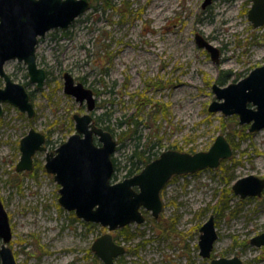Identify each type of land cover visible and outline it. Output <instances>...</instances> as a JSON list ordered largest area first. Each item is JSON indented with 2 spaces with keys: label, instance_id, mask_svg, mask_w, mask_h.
<instances>
[{
  "label": "rangeland",
  "instance_id": "374dc122",
  "mask_svg": "<svg viewBox=\"0 0 264 264\" xmlns=\"http://www.w3.org/2000/svg\"><path fill=\"white\" fill-rule=\"evenodd\" d=\"M211 1L202 8L204 0H91L92 7L66 31L50 29L39 38L36 62L49 71L42 88L30 82L26 63L4 62L5 72L25 85L35 108L29 117L17 106L1 104L0 200L16 264H104L91 246L108 228L60 205V185L44 168L46 151L35 154L31 170H15L20 139L31 127L46 135L47 151L75 131L72 114L81 112L80 105L63 91L64 72L95 92L93 114L103 116L100 124L109 125L117 139L111 182L128 176L136 143L138 150L147 144L158 157L168 148L207 150L222 133L234 150L217 167L170 179L160 192L158 217L141 208L143 222L108 231L125 248L115 263L210 264L211 258L238 256L244 264H264V246L249 242L264 231V191L261 197L240 199L232 190L245 175L264 178V129L242 131L241 137L237 133L244 124L237 114L208 109L222 100L213 84L225 85L264 63V25L253 28L247 18L252 0ZM196 32L220 47L218 63L196 44ZM135 119V136L125 137L126 121ZM209 215L218 238L211 256L203 258L200 226Z\"/></svg>",
  "mask_w": 264,
  "mask_h": 264
},
{
  "label": "water",
  "instance_id": "95a60500",
  "mask_svg": "<svg viewBox=\"0 0 264 264\" xmlns=\"http://www.w3.org/2000/svg\"><path fill=\"white\" fill-rule=\"evenodd\" d=\"M211 0H204L205 7ZM90 0H0V77L4 87H0V117L4 110L2 103L17 106L29 117H34L35 108L31 95L24 84L13 81L4 70V62L16 58L26 63L30 82L42 88L47 73L36 62L38 38L49 29L66 30L76 17L87 11ZM248 19L253 26L264 24V0H253L248 9ZM196 42L209 51L214 61L219 59V48L196 33ZM64 92L77 101H86L88 112L74 113L75 131L54 151L46 153L44 168L53 173L60 188L58 201L83 221L99 223L108 231L118 229L131 222H143L141 208L151 210L158 217L162 210L160 191L174 175L187 174L204 168L219 166L220 161L230 158L233 150L230 142L218 134L207 150L195 152L178 151L168 148L158 157L148 161L137 174L126 176L121 181L111 182L114 171L112 154L116 149V139L108 129L95 124L91 110L96 106L95 95L83 82H74L70 72L64 74ZM213 91L219 101L209 104L211 111H221L224 115L238 114L240 123L251 122L250 131L264 128V64L255 67L248 76L226 86L213 84ZM253 103L256 107H248ZM95 138L99 145L95 143ZM44 134L31 127L19 142L20 156L16 171H29L33 166L36 151L46 150ZM233 193L241 198L261 196L264 178L245 175L234 181ZM214 216L200 226L198 247L203 258H209L217 237ZM103 233L93 241L91 250L104 264H117L114 259L125 253L123 244L113 240L110 232ZM0 257L2 264H16L11 241L12 231L8 214L0 200ZM255 247L264 246V231L250 238ZM210 264H244L241 257L211 258Z\"/></svg>",
  "mask_w": 264,
  "mask_h": 264
},
{
  "label": "trees",
  "instance_id": "16d2710c",
  "mask_svg": "<svg viewBox=\"0 0 264 264\" xmlns=\"http://www.w3.org/2000/svg\"><path fill=\"white\" fill-rule=\"evenodd\" d=\"M158 110L159 109H156V111L152 113V115H154V118H156ZM161 111H163L165 113L164 108ZM137 112H139V111H137ZM97 119H98L99 122H102L103 116H98ZM126 122H127V129L124 130V132L122 134H124L125 137H133V136H135V132L134 131H135V126L138 124V119L137 120L135 119V121L127 120ZM131 125H132V127H131ZM104 126H105V128L109 129V125H104ZM238 134L241 137L244 136V133L242 131L240 133H238ZM245 134H248V133H245ZM123 138L124 137H122V139ZM137 139H138L137 141H139V136H137ZM234 147H236L235 144H234ZM138 148H140L139 144L136 143L135 148L130 153V166L131 167H129V170H128L126 175H132L134 173H137V171H139L148 161L154 159L157 156L156 153L151 151L152 148L148 147L147 144L141 150H138ZM179 149H182V148L180 147ZM137 164H141L142 166L141 167L139 166V167L136 168ZM174 177H172V178H174ZM229 191H230V189H228V190H226L224 192V198H223V202L224 203H226L227 200H228V194H229L228 192ZM129 236H130V234H128V232H126V238H129Z\"/></svg>",
  "mask_w": 264,
  "mask_h": 264
},
{
  "label": "flooded vegetation",
  "instance_id": "af4514ba",
  "mask_svg": "<svg viewBox=\"0 0 264 264\" xmlns=\"http://www.w3.org/2000/svg\"><path fill=\"white\" fill-rule=\"evenodd\" d=\"M212 2V1H211ZM210 2V3H211ZM252 2H253V0H252ZM209 3V4H210ZM209 4H207V5H209ZM206 5V6H207ZM202 8H205V7H203L202 6ZM249 9V8H248ZM249 11V10H248ZM247 18H248V12H247ZM249 20V19H248ZM250 21V20H249ZM251 23H252V21H251ZM264 24H262V25H259L258 27H255V26H253V23H252V26H253V28H259V27H262ZM197 33V32H196ZM195 33V34H196ZM205 39V38H204ZM205 40H208V39H205ZM195 42H196V35H195ZM196 44H197V42H196ZM198 45V44H197ZM219 48V54H220V52H221V50H220V47H218ZM206 51H208V50H206ZM208 53H209V51H208ZM209 55H210V53H209ZM211 56V55H210ZM220 57H221V54H220V56H219V59H218V61L216 62V61H214V59L212 58V56H211V58H212V60L215 62V63H218L219 61H220ZM36 58H37V56H36ZM37 64H38V62H37ZM264 64V63H263ZM262 65V64H261ZM260 65V66H261ZM42 67V66H41ZM256 67H258V66H256ZM254 69V68H253ZM252 70V69H251ZM250 70V71H251ZM45 71H46V73H47V76H48V70H46L45 69ZM66 72H64L63 73V80H64V74H65ZM250 73V72H249ZM248 73V74H249ZM248 74L247 75H244V76H240L238 79H233V81H229V82H227L225 85H222V86H226V85H228V84H230V82H237V81H239L241 78H244V77H246V76H248ZM241 75V74H240ZM47 76H46V78H47ZM46 78H45V81H46ZM74 79V78H73ZM222 80V79H221ZM224 80V79H223ZM45 81H44V84H46L45 83ZM80 82H82L81 80H79ZM78 80H75L74 79V82H79ZM63 83V82H62ZM84 83V82H83ZM216 84V83H215ZM85 85V84H84ZM45 86V85H44ZM219 86H221V85H219ZM63 91H64V83H63ZM92 92H94L93 90H92ZM65 93V92H64ZM67 94V93H66ZM94 94H95V92H94ZM69 95V94H68ZM71 95V94H70ZM76 100V99H75ZM77 101V100H76ZM78 102V104L80 105L79 106V108H78V110L79 111H81V112H77V114H81V113H86V112H88V104L86 103V101L84 100V101H77ZM82 106V107H81ZM247 106L248 107H256L253 103H247ZM83 108H85V109H83ZM90 114H92V116H93V121L95 122V124H97L98 126H100V127H102V128H105V124L104 125H102V124H100V122L98 121V116H94V114H93V110H91V113ZM233 114H236V113H233ZM72 115H74V113L72 114ZM237 117H238V114H237ZM74 119V118H73ZM253 121H251V122H243L242 124H244V126L241 128V130L238 132V133H240L241 131H243V132H245L246 130H247V132H245V133H248L249 134V132L250 133H253L254 131H259V130H263L264 128H261V129H259V130H253V131H250V125H251V123H252ZM239 124L240 125H242L241 123H240V118H239ZM105 129H108V128H105ZM43 133V132H42ZM237 133V134H238ZM44 134V133H43ZM44 137H45V141L43 142V145L45 146V142L47 141V137H46V135L44 134ZM95 143L97 144V145H99L100 143H99V141L96 139L95 140ZM46 148V147H45ZM58 148V147H57ZM54 150H56V148L54 149ZM54 150H50V151H54ZM232 150H233V147H232ZM39 151H46V153L47 152H50V151H47V148H46V150H39ZM39 151H36L35 152V154L37 153V152H39ZM234 151V150H233ZM35 154L33 155V157H32V159L34 158V156H35ZM113 161H114V159H113ZM33 162H34V159H33ZM32 169V168H31ZM30 169V170H31ZM204 169H206V168H204ZM264 191V190H263ZM262 191V192H263ZM236 194V193H235ZM263 194V193H262ZM237 195H239V194H237ZM262 196V195H261ZM261 196H256V197H261ZM240 197V196H239ZM248 198H256V197H252V196H247ZM247 197H245V198H247ZM245 198H241L240 197V199H245ZM163 207V206H162ZM163 209V208H162ZM162 211V210H161ZM160 215V214H159ZM215 220V219H214ZM215 222V221H214ZM217 240V239H216ZM215 240V241H216ZM214 246V245H213ZM211 262V261H210Z\"/></svg>",
  "mask_w": 264,
  "mask_h": 264
}]
</instances>
